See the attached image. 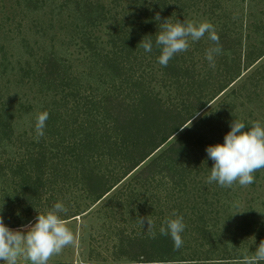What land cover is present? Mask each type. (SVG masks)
<instances>
[{"label": "trees", "instance_id": "obj_1", "mask_svg": "<svg viewBox=\"0 0 264 264\" xmlns=\"http://www.w3.org/2000/svg\"><path fill=\"white\" fill-rule=\"evenodd\" d=\"M82 2H75L78 3V13L85 21L84 27L78 26L81 29L76 35L84 47L88 46L93 51L91 58L95 59V65L90 73L99 70L98 74L104 79L100 78L97 85L83 87L78 78L69 76L71 72L68 68L64 66L61 69L59 62L44 59L49 68L43 71L42 78L38 80L50 87L53 95L56 94L55 98L58 97L52 99V104H47L43 110L49 113L45 134L39 140L36 134H32L31 142L25 144L34 147L29 152L26 148L27 153L21 155V160L13 162L0 158V174L9 170L12 179H20L21 196L30 207L27 210L30 214L46 213L40 212L41 208L35 205L37 201L47 200V193L53 196V191L49 192L51 187L58 196L70 193L73 190L70 186H77L81 196L74 194L75 199L84 196L90 203L85 207L70 204L67 215L62 214L64 219L80 215L88 210L90 204L103 200L105 205L112 204L110 210L122 209L130 212L131 217L133 211L138 210L132 217L133 222L139 223L140 217L148 215L154 224V238L147 230V223L142 227L135 226L136 223L115 224L117 217L112 216V238H115L113 259L133 260L138 264H229L235 259H243L238 256L243 255L240 252L243 244L238 239L245 240L253 224L239 222L229 232L235 238L227 235L228 228L224 227L222 235L231 237L228 242L223 241L220 235L213 239L214 243L209 242L214 248L188 254L184 250H175L173 243L169 242L171 237L160 235L162 218L157 219L154 213L156 199H162V193L166 194L165 204L173 206L172 213L175 211L183 217L187 231L196 232L202 224L203 220L195 212H190L199 204L198 201L191 202L189 198L193 190L191 183L194 182L192 173L198 170L193 168V161H189L188 156L196 150V146L206 143L209 134L200 127L206 122V116L195 114L212 106L215 98L240 77L241 71L225 84L215 83L212 87L214 90L210 89L206 95H196L190 103L180 101L170 93L164 95L158 88V85L162 86L163 79L169 83L190 80L187 76L164 78L179 65L183 66L185 53L175 55L168 66L163 67L158 63L160 50L155 47L159 24L177 12L178 0L118 1L117 6L121 7L122 13H114L117 16L113 14L116 10L113 11L112 7L104 8L98 2H89L91 7L81 10L82 6L85 7ZM157 13L160 21L154 19ZM106 21H113L106 24L107 30L104 32L109 36L110 46L100 49L97 46L100 38L94 36L88 27H96ZM144 37L152 39V52H145L139 46ZM257 55L259 60L264 56V51ZM50 63L54 64V70L50 68ZM159 72L162 74L157 75ZM1 138L2 142L12 139L11 128H6L3 118L0 120ZM147 188L151 190L150 197L154 201L141 209L140 198ZM160 205L164 204L161 202ZM183 206V210L176 211V208ZM146 209L152 213L145 212ZM199 212L201 217L204 216L203 212ZM172 213L171 219L176 218ZM19 218L10 220L13 227L19 226ZM202 226L207 229L205 223ZM241 231L244 232L243 237L239 235ZM217 241L220 247H224L223 250L216 251ZM229 243H235V246L228 249ZM90 255L94 257L93 253Z\"/></svg>", "mask_w": 264, "mask_h": 264}, {"label": "rangeland", "instance_id": "obj_2", "mask_svg": "<svg viewBox=\"0 0 264 264\" xmlns=\"http://www.w3.org/2000/svg\"><path fill=\"white\" fill-rule=\"evenodd\" d=\"M72 1L0 0V120L3 118L6 128L9 126L12 134L10 140L5 139L6 141L2 142V138L0 139L3 143L0 147V158L17 162L22 159L21 155L27 153L26 148L29 152L34 147L25 143H30L34 137L32 134H36V117L47 104H52L51 101L58 98L54 97L56 94L53 95L49 86L43 85L41 79L38 80L42 78L43 71L49 68L45 60L59 62L61 69L64 66L68 68L71 72L69 76L78 78L83 87L97 85L100 78L104 79L100 77V73L98 74L99 70L90 73L91 67L95 65V59L91 58L93 51H90L88 46L84 47L76 35L81 29L78 26L84 27L85 21L78 13L79 9L77 11L78 3L75 4L77 0ZM78 1L85 3L81 10L91 7L92 2H98L103 4L104 8L112 7L113 11L116 10L114 14L121 12V7L117 4L123 0ZM176 10L177 12H173L169 18L172 23L176 20L181 22L186 20L195 24L210 22L219 36L223 51L214 57L215 67L212 68L205 58L206 50L214 46L208 39V34L206 33L200 41L191 43L189 49L183 52L185 53L183 66L179 65V69H174L172 74L164 77L176 79L179 76H187L190 80L177 79L179 81L169 83L163 79L162 86L158 85V88H161L164 95L170 93L176 99L190 103L196 95L200 93L206 95L210 89L214 90L212 87L215 83L225 84L234 74L241 71L240 77L215 98L214 104L199 114L207 118L200 127L205 128L209 138L205 144L196 146V150L189 153V161H193V168L199 172L192 173L194 182L191 183L193 190L189 198L191 202H199L197 208L190 212H195L203 221L196 232L187 231L185 227L181 234L184 243L177 251L184 250L192 254L194 251L212 249L214 246L211 247L209 242L219 238L224 227L228 228L227 235L235 238L229 233L230 230L239 222L243 224L249 222L253 227L245 240L238 239L243 244L240 251L243 255L238 256H250L264 239V169L254 174L255 182L247 187H242L238 183L231 188L220 187L216 183L208 184L206 181L213 161L208 158L206 147L223 144L224 136L231 130L230 123L233 120L244 122L246 130L256 121L264 126V56L257 60V54L264 51V0H178ZM110 23L113 21L88 27L94 36L100 38L97 43L100 49L110 46L109 36L104 33L107 30L106 24ZM50 68L54 70V64L50 63ZM160 74L162 73L159 72L157 75ZM20 184L19 178L17 180L11 178L9 170L4 171L3 175L0 174V215L3 216L5 225L11 229L36 222L37 215L27 211L30 207H27L25 198L21 196L23 194ZM69 188L73 189L70 193L57 196L55 189L51 187L49 192L53 191V196L47 193L45 195L47 200L39 203L37 201L35 206L41 208L40 212H47L57 202H62L65 207L70 204H79L83 207L89 205L90 201L84 196L75 199L74 194L81 196L79 187ZM151 193L147 188L141 195L140 201L143 205L141 209L149 206L148 202L154 201L150 197ZM160 196L162 199H156L154 213L157 219L162 218L164 223L165 220L171 219L173 206L165 204L166 194L160 193ZM160 200L164 205H160ZM90 205L86 212L65 219L76 237V243L64 248L59 255H54L48 264H138L133 260L113 259L115 238H112L114 235L111 227L114 223L112 216L115 215L117 217L115 224H135L132 217L134 218L138 210L133 211L131 217L128 211L110 210L112 204L105 205L104 200ZM184 208L178 207L176 211L180 212ZM199 210L204 216L201 217ZM145 212L152 213L148 209ZM18 216L19 226L13 227L10 220ZM204 223L206 230L202 226ZM135 226L142 227L140 223H136ZM239 235L243 237L244 232L241 231ZM221 237L226 242L231 238L223 235ZM169 242L173 243L171 238ZM219 244V241L215 243L216 251L224 248ZM233 244L235 243H229L227 248L232 249L235 246ZM92 253L93 258H98L97 260L91 258ZM237 260L229 264H241L235 262ZM0 264L5 262L0 261ZM19 264L30 262L21 260Z\"/></svg>", "mask_w": 264, "mask_h": 264}, {"label": "clouds", "instance_id": "obj_3", "mask_svg": "<svg viewBox=\"0 0 264 264\" xmlns=\"http://www.w3.org/2000/svg\"><path fill=\"white\" fill-rule=\"evenodd\" d=\"M160 21L157 13L154 17ZM213 42L214 46L206 50L205 58L209 66L215 67L216 55L223 49L219 43V36L210 22H183L176 20L170 22L169 18L159 24V31L155 35V47L160 50L158 63L167 67L169 61L177 54L189 49L190 44L200 41L205 34ZM145 52H152L153 41L151 38L142 39L139 43ZM195 115H199L196 113ZM49 113H38L35 123L36 138L43 137L46 121ZM195 118V116H193ZM230 131L224 136L223 144L209 145L206 153L213 161L207 183H216L220 187L231 188L234 184L247 187L255 182L254 174L264 169V126L260 122H252L246 130L244 122L233 120L230 123ZM68 213L67 207L62 202L55 203L45 214L38 213L36 222L29 223L18 229H11L5 225L3 216L0 215V261L5 264H19V261H29L30 264H48L54 256L59 255L64 248L76 243L74 233L67 226V221L62 218ZM176 218L167 219L160 227V235L170 236L175 250L183 246L181 234L185 230L183 217L174 211ZM155 237L152 231L153 221L146 217H140L139 223ZM255 243V237H252ZM264 262V239L256 247L254 254L245 256L241 264H261Z\"/></svg>", "mask_w": 264, "mask_h": 264}]
</instances>
